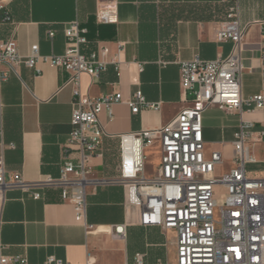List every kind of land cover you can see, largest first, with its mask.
<instances>
[{
  "label": "crops",
  "instance_id": "0c3cea01",
  "mask_svg": "<svg viewBox=\"0 0 264 264\" xmlns=\"http://www.w3.org/2000/svg\"><path fill=\"white\" fill-rule=\"evenodd\" d=\"M106 1L12 0L8 4L12 23L0 26V41L14 36L23 56L33 45L42 55H61L66 48L65 27L79 20L88 29L83 53L108 47L110 56L118 55L121 63L120 71L110 64L96 79L81 77L82 93L91 98L113 93L123 97L111 115L103 110L99 116L106 135L100 154L92 160L85 220L76 221L73 205L63 201L57 188L38 189L40 199L19 188L0 193V255L20 258L22 264H47L50 257L65 264H136L138 254L143 264L177 262L176 232L142 225L141 210L128 201L120 182L122 136L160 129L190 105L192 96L181 86V63L196 58L214 61L232 52L233 44L219 42L217 33L233 2L115 0L119 23L99 25L96 12ZM238 8L242 25H248L241 47L242 94L251 97L263 91L259 45L264 0H238ZM68 79L62 68L40 62L36 69L21 65L18 75L10 74L0 84V159L7 175L20 174L34 183L46 176L58 178L66 161L76 162L78 153L66 150L74 100ZM137 91L148 102L161 103V109L133 113L128 101ZM242 120L254 125L248 146L257 162L247 166L248 177H264V109L240 115L212 107L203 113L202 125L206 158L214 152L222 156L217 177L234 166L235 135ZM147 150L160 165V143L147 144L144 155ZM156 171L149 173L146 166L148 177ZM88 226L94 229L88 231ZM116 226L125 227L124 238L114 234ZM98 227L106 231H96Z\"/></svg>",
  "mask_w": 264,
  "mask_h": 264
},
{
  "label": "built area",
  "instance_id": "2783aa9c",
  "mask_svg": "<svg viewBox=\"0 0 264 264\" xmlns=\"http://www.w3.org/2000/svg\"><path fill=\"white\" fill-rule=\"evenodd\" d=\"M0 0V26L12 23L8 4ZM227 1V0H226ZM226 19L220 23L219 42H231L232 52L223 59L204 61L196 58L181 63V86L191 103L185 106L176 119L154 131L122 136V162L120 182L127 190L128 201L141 210L140 223L173 230L177 235V262L175 264H264V177H248L247 166L256 163L248 142L254 125L242 120L235 135L234 166L221 177L215 169L222 163V156L214 152L205 156L203 113L218 107L228 113L243 115L245 111L264 109V21L261 22L260 50L263 63V91L244 97L242 76L244 71L241 47L248 32L242 25L238 0H230ZM99 25L119 23L118 3L107 0L96 12ZM65 52L61 55H42L40 47L33 45L30 54L19 53L17 41L11 36L0 41V84L10 74L18 75V68L25 65L36 69L42 62L62 68L69 73L67 85L73 87V113L71 132L66 150L78 153L76 162L66 161L58 178L46 176L39 182H26L20 174L7 175L4 161L0 159V193L19 188L40 199L38 189L57 188L62 199L73 205L76 221L86 218L87 189L92 160L100 154L106 135L99 119L103 110L112 114V107L123 102L121 93L95 99L81 90L84 74L93 79L105 72L110 64L120 71L119 56H110V49L103 47L89 55L83 53L88 45V29L79 20L70 22L64 30ZM50 39L54 32L49 33ZM123 48L121 47V51ZM132 112L159 111L161 103L146 100L137 91L128 101ZM162 147L160 165L155 175L146 174L144 147L152 142ZM88 231L94 227L88 226ZM96 231H106L98 227ZM114 234L125 237V227L116 226ZM20 258L0 255V264H22ZM47 264H65L50 257ZM136 264H143V256H136Z\"/></svg>",
  "mask_w": 264,
  "mask_h": 264
},
{
  "label": "rangeland",
  "instance_id": "374dc122",
  "mask_svg": "<svg viewBox=\"0 0 264 264\" xmlns=\"http://www.w3.org/2000/svg\"><path fill=\"white\" fill-rule=\"evenodd\" d=\"M145 155L147 157L146 166L148 168V172H154L155 169H157V167L159 166L157 158L154 156L152 150H147L145 152Z\"/></svg>",
  "mask_w": 264,
  "mask_h": 264
}]
</instances>
